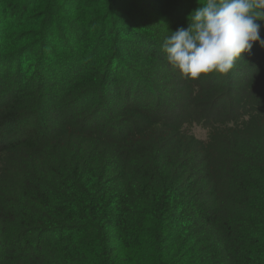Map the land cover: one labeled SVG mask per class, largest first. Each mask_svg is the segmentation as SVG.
<instances>
[{"label": "trees", "instance_id": "trees-1", "mask_svg": "<svg viewBox=\"0 0 264 264\" xmlns=\"http://www.w3.org/2000/svg\"><path fill=\"white\" fill-rule=\"evenodd\" d=\"M113 1L0 0V264H264V47L185 79L198 0Z\"/></svg>", "mask_w": 264, "mask_h": 264}, {"label": "clouds", "instance_id": "clouds-1", "mask_svg": "<svg viewBox=\"0 0 264 264\" xmlns=\"http://www.w3.org/2000/svg\"><path fill=\"white\" fill-rule=\"evenodd\" d=\"M188 27L171 32L163 45L167 62L185 79L227 75L254 44L264 47V0H198Z\"/></svg>", "mask_w": 264, "mask_h": 264}, {"label": "rangeland", "instance_id": "rangeland-1", "mask_svg": "<svg viewBox=\"0 0 264 264\" xmlns=\"http://www.w3.org/2000/svg\"><path fill=\"white\" fill-rule=\"evenodd\" d=\"M93 4L96 5L95 9L97 7V8H100L101 10H106V9L111 8V7L113 8L114 1L113 0H93ZM113 10H114V8L111 9L112 12H113ZM114 14H116L115 11L113 12V15ZM93 22L95 23V27L100 28V25L102 23V18L93 20ZM108 22H109V20L107 21V25H108ZM96 34H98L97 31H95L94 35L96 36ZM90 39L93 40V37H91ZM77 54L78 53L73 55V57L76 59H77V57L79 58V55L76 56ZM68 57H72V55L69 54ZM68 57H66V58H68ZM193 132L195 135H197L199 138H202V139H205L207 136L206 131L200 125H195L193 127Z\"/></svg>", "mask_w": 264, "mask_h": 264}]
</instances>
